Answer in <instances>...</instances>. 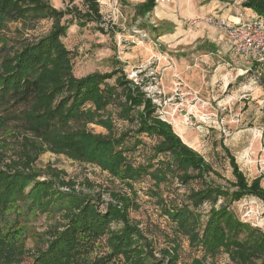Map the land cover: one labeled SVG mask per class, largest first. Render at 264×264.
Here are the masks:
<instances>
[{
  "label": "trees",
  "instance_id": "16d2710c",
  "mask_svg": "<svg viewBox=\"0 0 264 264\" xmlns=\"http://www.w3.org/2000/svg\"><path fill=\"white\" fill-rule=\"evenodd\" d=\"M73 1L59 10L48 0H0V138L14 145L11 156L5 142L0 147V264H217L220 255L230 264H264V231L232 209L248 197L264 203L261 179L248 181L221 145L233 177L226 179L181 140L121 68L76 77L62 39L73 22L101 24L102 15L99 0H83L82 9ZM155 6L144 0L135 15L144 18ZM241 7L264 20V0H243ZM42 20L51 21L44 36L11 45L12 23L21 35ZM252 69L264 79L263 65ZM46 152L95 165L112 181L95 192L85 180L87 191H78L64 171L37 167ZM137 184L146 185L145 194L200 255L188 263L178 262L175 248L155 256L130 215L139 208ZM41 217L39 232L33 222Z\"/></svg>",
  "mask_w": 264,
  "mask_h": 264
},
{
  "label": "rangeland",
  "instance_id": "374dc122",
  "mask_svg": "<svg viewBox=\"0 0 264 264\" xmlns=\"http://www.w3.org/2000/svg\"><path fill=\"white\" fill-rule=\"evenodd\" d=\"M48 1L59 10L65 9L68 4V0ZM242 1L169 0L156 3L152 13L140 18L134 10L140 0H99L102 23L92 22L80 28L73 22L62 41L71 53L76 77L121 68L128 79L136 78L142 89L147 87L149 91L161 93L160 111L175 133L226 179L233 180V177L221 145H225L234 155L248 181L259 177L264 188V79H254L250 74L252 71H246L237 79L236 67L227 81L224 82L219 74L214 79L218 59L215 58L212 64L206 62L203 56L208 51L207 46H197L198 41L191 38L192 33L202 25L208 27L202 21L207 15L215 13L213 16H220V10L213 13L210 9L206 10L209 6L216 4L217 9L222 10L230 7L228 15H233L235 9L243 11ZM73 4L79 9L83 8V0H74ZM65 19L69 20L70 16ZM192 19L199 20L190 29L186 21ZM176 25H180L185 32L170 41ZM18 26L12 23L7 33L11 45L18 46L17 41L25 38L44 36L50 29L51 21L42 20L21 35L13 32L14 27ZM99 28L103 29L102 32ZM164 101L166 104H163ZM89 129L95 133L104 132L94 125H90ZM12 139L9 136L0 138V147L5 142L9 156L14 151ZM36 165L40 169L50 167L64 171L67 178L76 181L78 191H87L83 186L85 180L96 187L95 192L107 188L112 181L106 172L95 165L78 163L50 152L41 155ZM45 177L41 176V180ZM134 188L139 208L130 210V215L153 242L155 256L161 259L163 250L172 253L175 248L178 262L188 263L192 257L200 255L188 247L187 239L176 233L155 201L145 194L146 185L137 184ZM102 193L103 201H111L109 193ZM232 209L243 222L264 231L263 202L248 197L235 202ZM33 227L39 232L43 231V218L33 222ZM23 264H29V261ZM217 264L230 262L226 255H220Z\"/></svg>",
  "mask_w": 264,
  "mask_h": 264
},
{
  "label": "built area",
  "instance_id": "2783aa9c",
  "mask_svg": "<svg viewBox=\"0 0 264 264\" xmlns=\"http://www.w3.org/2000/svg\"><path fill=\"white\" fill-rule=\"evenodd\" d=\"M167 1L169 0H155V3L159 4ZM198 20L199 19H192V21L188 20L186 22L189 28H192ZM202 21L219 31L224 36L226 45L232 49L237 56L248 61L251 66L252 62L264 66V20L261 17L257 15L247 17L242 12L235 9L234 15L230 17L207 15ZM246 71H253V69L250 67ZM258 77L259 75L253 76L254 79H258ZM130 79L142 89L141 83H138L136 78L133 79L130 77ZM153 79L155 78L153 77ZM142 91L160 111L162 108V104L159 100L161 93L156 90L149 91L147 87L142 89ZM163 104H166V101H164Z\"/></svg>",
  "mask_w": 264,
  "mask_h": 264
},
{
  "label": "crops",
  "instance_id": "0c3cea01",
  "mask_svg": "<svg viewBox=\"0 0 264 264\" xmlns=\"http://www.w3.org/2000/svg\"><path fill=\"white\" fill-rule=\"evenodd\" d=\"M144 0H140V3L143 2ZM211 10L213 13V11L216 10H220L218 11V13L220 14V16L218 17H230L231 15H228L231 12V8H225V9H221L218 8L216 4L215 5H211L209 6L206 10ZM242 13L247 16V17H252L255 16L256 14L250 10V9H246V8H242ZM205 12V11H203ZM202 14H208V13H203ZM212 15H215V13H213ZM234 15V14H233ZM217 16V15H216ZM173 21V19H170ZM174 24L175 21H173ZM184 29L179 25H176L175 27V33L173 35V37H170V41L174 40L176 38H179L183 33H184ZM193 32V31H191ZM192 40L194 41H198L196 42L197 46H207L208 51L204 52V56L203 58L206 60V62H209V64H212V61L217 58L218 62L217 67L214 68V79L217 78V74H219L220 76H222V78L224 79V82L227 81L230 78V75L234 74V71L236 70V68H238L236 71L238 72V75H235V77L238 79L239 76H242L246 70L250 67H253L254 65H256L255 62H252V66L250 65V63L248 61H245L243 58H241L240 56H237L232 49H230L225 41H224V36L217 30H215L214 28L210 27V26H204L202 25V27L198 30H196L195 32L192 33ZM198 48H202V47H198ZM236 67V68H234ZM230 68V69H228ZM241 72V73H239ZM229 83V82H228ZM177 134V133H176ZM178 135V134H177ZM179 136V135H178ZM180 137V136H179Z\"/></svg>",
  "mask_w": 264,
  "mask_h": 264
}]
</instances>
